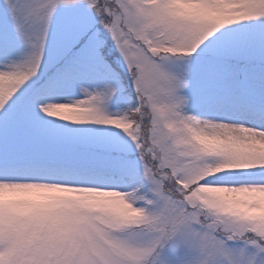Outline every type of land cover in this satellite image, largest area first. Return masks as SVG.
Here are the masks:
<instances>
[{
	"label": "snow or ice",
	"instance_id": "obj_1",
	"mask_svg": "<svg viewBox=\"0 0 264 264\" xmlns=\"http://www.w3.org/2000/svg\"><path fill=\"white\" fill-rule=\"evenodd\" d=\"M0 264H264V0H0Z\"/></svg>",
	"mask_w": 264,
	"mask_h": 264
}]
</instances>
